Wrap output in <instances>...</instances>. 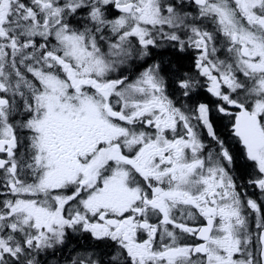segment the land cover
Here are the masks:
<instances>
[{"label":"snow or ice","instance_id":"6c2138e0","mask_svg":"<svg viewBox=\"0 0 264 264\" xmlns=\"http://www.w3.org/2000/svg\"><path fill=\"white\" fill-rule=\"evenodd\" d=\"M0 264H264V0H0Z\"/></svg>","mask_w":264,"mask_h":264}]
</instances>
